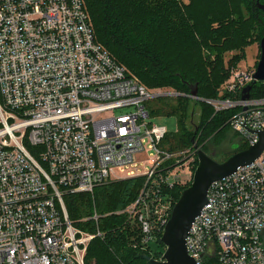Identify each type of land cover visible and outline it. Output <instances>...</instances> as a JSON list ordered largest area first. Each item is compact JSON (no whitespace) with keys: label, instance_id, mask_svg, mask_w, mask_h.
Here are the masks:
<instances>
[{"label":"built area","instance_id":"obj_1","mask_svg":"<svg viewBox=\"0 0 264 264\" xmlns=\"http://www.w3.org/2000/svg\"><path fill=\"white\" fill-rule=\"evenodd\" d=\"M254 72L234 69L224 97L208 100L232 110L247 148L264 131V96L242 98ZM152 96L97 40L85 0H0V264H85L95 235L75 226L64 199L112 180L147 177L121 213L140 222L142 245L162 237L175 204L150 203L151 182L181 179L159 146L166 127L147 122ZM116 109L126 111L100 117ZM147 143L157 157L141 172ZM187 249L197 264H264V150L211 184Z\"/></svg>","mask_w":264,"mask_h":264},{"label":"trees","instance_id":"obj_2","mask_svg":"<svg viewBox=\"0 0 264 264\" xmlns=\"http://www.w3.org/2000/svg\"><path fill=\"white\" fill-rule=\"evenodd\" d=\"M85 2L97 40L120 64L129 67L153 89L166 87L175 91V96H159L156 107L152 108L155 113L175 115L178 120V130L168 133L161 140L162 150L170 154H181L180 156L184 153L197 156L196 152L200 149L214 159L221 160L217 158L218 151L213 150L212 146L217 142L225 143L226 138L232 144L235 133H230L232 129L228 123L232 110H216L208 100L224 97L220 95L219 87L226 75L222 67L225 51L248 46L247 38L250 35L248 31L242 29L244 19L247 16L252 18L259 34L264 35V11L259 8L258 0H240L239 4H234L233 0H225V12L217 16L214 22L216 24L203 23L205 26L203 30L196 15V0H85ZM260 2L264 4V0ZM239 5L242 6L241 9ZM178 37L183 39V42H197L200 50L202 47L206 53L201 52V59L198 61H187L183 58L180 49L182 47L177 44ZM194 84H197L198 88L197 98L188 96L191 92L190 86ZM252 89L262 93L254 95L264 96V81L257 82ZM211 92L213 94L210 95ZM191 102L199 104L201 111L199 123L195 124L191 120L193 125L189 127L187 119L190 118ZM238 144V149L233 148L227 158L247 148V144L240 142ZM165 165L169 168L176 163L169 158ZM146 180V176L112 180L97 186L93 193L67 195L64 201L69 217L78 226L84 227L81 218L91 215L93 202L100 213L123 210L138 199L143 189L147 187ZM151 185L153 186L151 194L147 196L150 203L154 196H167L172 197L175 204L185 189L179 185L168 188L154 182H151ZM123 213L116 216L124 215ZM86 224L90 226L91 222L88 221ZM129 224V222L120 224L114 218L100 219L99 227L105 235L103 239L96 238L91 243V251L100 254V249L104 248L117 253L120 248L122 250L141 248V252L134 251L133 254L128 252L130 255L128 264H148V261L142 258V254L153 258L162 256L161 253H152L149 242L146 245L140 243L141 227L138 234L135 233V229H130ZM87 228L93 230L91 227ZM155 240L163 243L161 233ZM93 243H97V246ZM100 264L107 263L101 261ZM115 264L120 263L117 260Z\"/></svg>","mask_w":264,"mask_h":264},{"label":"rangeland","instance_id":"obj_3","mask_svg":"<svg viewBox=\"0 0 264 264\" xmlns=\"http://www.w3.org/2000/svg\"><path fill=\"white\" fill-rule=\"evenodd\" d=\"M233 2L234 4H239L240 0H233ZM196 3H197L196 4L197 5L196 15L198 16L197 17L198 20L201 22L202 30L205 28L203 23L206 24L209 22L212 24H216L214 22L217 19V16H220L222 13L225 12V0H196ZM239 7L241 9L242 6L239 5ZM210 16H211V21H209ZM242 29L243 31L249 32L250 37L247 38L248 46L246 48L228 49L227 51H225L224 58H223L224 62H223L222 67L226 75H225V80L222 82L221 85H224V83L232 79L231 74L234 69L236 70V74L240 72L245 73L248 70L255 69L258 65V62L260 61V58H261L260 39L263 36V33L261 35L259 34V31H257V28H255L254 20L250 18L249 16H247L244 19V22H242ZM177 44L182 47L180 49L183 52V58H186L187 61H192V60L198 61L199 59H201V52L202 54L206 53V50L203 49L202 47L200 50V47L197 42H193V41L183 42V39L178 37ZM201 45H204V44L201 43ZM240 56H243V57H240ZM124 66L132 74H134L153 94V96L145 102L147 109L150 111V117L147 119V122H151L159 126H165L168 133L176 132L178 130V120L175 115L155 113L152 110V108L156 107L155 105H157L159 98H160L159 96L154 95L155 93H163L164 96H175L176 95L175 91L172 88H166V87L162 89H153L151 88V86H149L144 81H142V79L138 75H136L129 67H127L126 65ZM220 69H221V66H220ZM221 85L219 87L220 89L222 88ZM252 93L262 94L261 92H258L257 90H252ZM211 94H213V92H211L210 95ZM125 111L126 109H116L110 112L102 113L100 117L108 116L111 114H119ZM200 111H201V108L199 104H196L195 102L190 103V108H189L190 118L187 119V124L189 127H192L193 125V124L191 125V120H193L195 124L199 123ZM233 132L235 134H234L232 144L236 145L238 142H240L241 144H245V145L247 144V142L245 141V139L240 133L232 129L230 133H233ZM228 137L230 136L228 135ZM225 141H226L225 143L217 142L216 145L212 146L213 150L216 149L218 151L219 156L217 158L221 159L218 161H223L225 158H227L230 151L233 149V145L231 144V141L228 142L227 138ZM145 147H146L145 151L137 156V159L135 161L136 165H133V168L140 169L141 172H144L147 168H150L151 166H153V164L150 163V160L152 158L156 159L157 157V155L154 154L153 151L148 149V143L145 145ZM180 155L174 154L170 157L171 159L174 160V162L176 163V167H177L176 169L174 168L171 173L174 174L175 172H177L178 177L181 179L178 185L181 188H186L192 183L194 172L198 166L199 161H196L197 156L193 155L192 153L191 154L184 153L182 156ZM93 206L94 207H93V211L91 215L81 218V223L84 227L78 226L74 222L75 226L78 229H80L84 234L89 233V234L95 235L94 239H92L90 242H87V246L84 252L85 253L84 254L85 264H97V263L100 264L101 261L107 264H111L113 260H114L113 264H115L117 260L120 264H128L130 260V255L128 254V252L132 254L134 253V251L141 252L142 251L141 248H136L134 250H131V249L122 250L120 248L117 250V253H114L112 250H109V249L101 248L100 249V254H102L101 256L99 253H94L91 251V243L96 238L103 239V236L105 235L104 232L99 227L100 219L102 218H110V219L114 218L120 224L129 222L130 229L132 228L135 229V233H138V234H140L139 232V228L141 226L140 222L139 221L137 222L136 221L137 219L131 217L128 212H124V213L122 212L124 215L116 216L118 214L119 215L121 214V210L120 211L110 210V211H105L104 213H100L95 202H93ZM96 213L98 217H93V215ZM88 221L91 222L90 226L86 224ZM87 227H91L93 228V230H90ZM93 244L94 246H97V243H93ZM149 246L152 250V253H155V254L157 253L164 254L166 251V245L164 243L156 241L155 239H152L149 241ZM98 254L100 255V257H102V259L99 257Z\"/></svg>","mask_w":264,"mask_h":264},{"label":"water","instance_id":"obj_4","mask_svg":"<svg viewBox=\"0 0 264 264\" xmlns=\"http://www.w3.org/2000/svg\"><path fill=\"white\" fill-rule=\"evenodd\" d=\"M258 6L264 11V4L258 0ZM261 58L253 74V81L244 88L243 99L250 95L253 86L264 81V35L260 40ZM188 96L197 98V84L190 86ZM154 95L162 96L163 93ZM260 141L240 150L223 161L215 160L211 155L203 150H197L198 166L194 172L192 183L185 188L180 198L175 203L170 219L168 220L162 241L166 245L163 259H156L150 255L142 254V258L148 264H197V261L189 254L187 249V236L190 228L199 215L204 205L207 203L208 190L213 182L234 173L240 166L253 162L264 150V131H260ZM239 144L233 145L238 149Z\"/></svg>","mask_w":264,"mask_h":264}]
</instances>
